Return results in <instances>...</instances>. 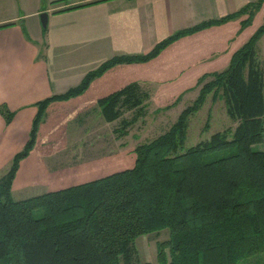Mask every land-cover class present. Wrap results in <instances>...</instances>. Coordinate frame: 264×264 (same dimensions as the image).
<instances>
[{
    "label": "trees",
    "instance_id": "obj_1",
    "mask_svg": "<svg viewBox=\"0 0 264 264\" xmlns=\"http://www.w3.org/2000/svg\"><path fill=\"white\" fill-rule=\"evenodd\" d=\"M263 1L176 29L143 53L114 54L77 84L37 100L28 137L0 176V264H153L139 259L134 240L163 228L168 236L156 240V264H239L256 254L257 264H264V149L253 148L264 135V70L256 52L264 21L223 69L199 76L196 98L165 131L134 146L131 166L22 199L10 192L50 101L81 93L113 65L147 61L183 35L245 14L242 28ZM219 89L228 116L237 121L231 136L228 129L215 131L184 147L187 113ZM147 96L131 81L99 97L97 105L105 120H119L120 136L137 115L121 117L123 110L144 105ZM0 113L5 123L14 114L4 103Z\"/></svg>",
    "mask_w": 264,
    "mask_h": 264
},
{
    "label": "crops",
    "instance_id": "obj_2",
    "mask_svg": "<svg viewBox=\"0 0 264 264\" xmlns=\"http://www.w3.org/2000/svg\"><path fill=\"white\" fill-rule=\"evenodd\" d=\"M45 1L50 6L43 8L47 10L44 29L39 19L44 0H0V104L14 112L8 123L0 113V175L28 137L37 100L77 84L88 70L114 54L148 51L176 29L232 12L250 0ZM263 5L264 1L242 28L240 20L245 14L183 35L147 61L113 65L94 77L81 93L50 101L35 144L20 160L13 182L36 150L39 137L57 129L60 118L77 114V123L83 125L72 126L78 132L74 136L99 141L106 137L107 121L99 120V113L86 111L99 97L131 81L166 83L165 73L170 74L172 68L179 81L182 74L196 76L224 68L235 49L251 35L243 36ZM66 79L72 80L63 83ZM84 115L98 118L97 125L103 128L92 130Z\"/></svg>",
    "mask_w": 264,
    "mask_h": 264
},
{
    "label": "rangeland",
    "instance_id": "obj_3",
    "mask_svg": "<svg viewBox=\"0 0 264 264\" xmlns=\"http://www.w3.org/2000/svg\"><path fill=\"white\" fill-rule=\"evenodd\" d=\"M48 6H50V3L44 0L39 14L42 11L47 12L43 8H47ZM263 21L264 5L260 14L253 20V25L249 27L243 36H249L255 30L254 28ZM256 52L264 70V36L258 39ZM184 59H187V57ZM49 61L51 64L50 58ZM174 70L172 68L170 74L165 73V77L168 79L166 83L141 84L139 82L142 89L147 91L148 96L143 100L144 105L138 106L137 110H123L121 117L130 119L134 112L137 115L126 126V133L120 134V136L116 135V133L121 131V129L118 130L119 120H106V137L95 141L91 138L81 139L74 136L78 132L73 130L72 126L76 124L83 125L82 123H77V114L60 118L56 123L57 129L50 135L44 133L39 137L37 148L31 152L29 162L21 168V175L17 178V182L14 183L12 180L10 187L12 197L14 199H22L131 166L134 161V152L132 150L134 146L165 131L175 121L178 114L186 106L192 104L199 92L202 82H197V80L203 73L196 76L189 73L186 75L182 74V81H179L178 72ZM209 78L210 75L205 77V79ZM70 80L72 79H66L63 83L70 82ZM182 86L183 89H181ZM219 93L220 89L214 95L212 90L208 91L198 108L187 113L184 147L193 145L200 140L208 139L215 131L228 129V136H231V132L237 121L228 116L224 100ZM86 111L91 112L92 115L99 113V120L102 121L104 119L101 118L103 116L97 104L91 105ZM84 117L89 120L88 122L91 124L92 130L94 129L95 131L103 128L104 125H101V128L100 125H97L98 118L90 117V115H84ZM114 128L118 131L115 132ZM253 148L264 149V135L260 142L253 144ZM227 152L229 151H222L219 154L222 155ZM50 155L51 160L49 158ZM46 158L52 161V163L56 162L57 164H47ZM9 163L3 173L8 168ZM167 236V228L161 229L158 233L150 232L137 236L134 240V245L139 259L156 264V240L167 238ZM259 256L257 254L252 255L246 259H242L239 264H257L260 260Z\"/></svg>",
    "mask_w": 264,
    "mask_h": 264
},
{
    "label": "water",
    "instance_id": "obj_4",
    "mask_svg": "<svg viewBox=\"0 0 264 264\" xmlns=\"http://www.w3.org/2000/svg\"><path fill=\"white\" fill-rule=\"evenodd\" d=\"M39 17H40V23H41V26L44 28L46 27V23H47V12L46 11H42L40 14H39Z\"/></svg>",
    "mask_w": 264,
    "mask_h": 264
}]
</instances>
